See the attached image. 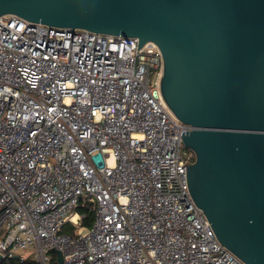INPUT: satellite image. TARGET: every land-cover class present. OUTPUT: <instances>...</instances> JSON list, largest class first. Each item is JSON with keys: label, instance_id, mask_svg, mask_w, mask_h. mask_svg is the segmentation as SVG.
Here are the masks:
<instances>
[{"label": "built area", "instance_id": "built-area-1", "mask_svg": "<svg viewBox=\"0 0 264 264\" xmlns=\"http://www.w3.org/2000/svg\"><path fill=\"white\" fill-rule=\"evenodd\" d=\"M163 72L152 42L0 16L2 261L246 264L192 198Z\"/></svg>", "mask_w": 264, "mask_h": 264}, {"label": "water", "instance_id": "water-1", "mask_svg": "<svg viewBox=\"0 0 264 264\" xmlns=\"http://www.w3.org/2000/svg\"><path fill=\"white\" fill-rule=\"evenodd\" d=\"M4 15L156 44L164 101L191 127L192 198L223 246L264 264V0H0Z\"/></svg>", "mask_w": 264, "mask_h": 264}, {"label": "trees", "instance_id": "trees-1", "mask_svg": "<svg viewBox=\"0 0 264 264\" xmlns=\"http://www.w3.org/2000/svg\"><path fill=\"white\" fill-rule=\"evenodd\" d=\"M77 212H79L82 215H85V219L83 220V226L85 227H91L93 224L94 219V212L91 211V209L86 208L85 206H79L77 208ZM66 230H63L65 232ZM73 231V230H72ZM52 264H57V257L55 254H52ZM0 264H38L37 262L33 260H27L25 262H21L20 260L12 259L10 261H1Z\"/></svg>", "mask_w": 264, "mask_h": 264}]
</instances>
